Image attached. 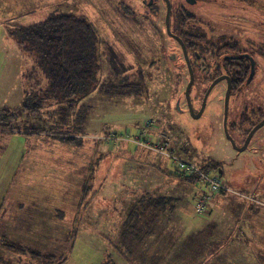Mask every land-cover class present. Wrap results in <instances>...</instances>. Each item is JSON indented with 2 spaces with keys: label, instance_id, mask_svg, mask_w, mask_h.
<instances>
[{
  "label": "rangeland",
  "instance_id": "obj_1",
  "mask_svg": "<svg viewBox=\"0 0 264 264\" xmlns=\"http://www.w3.org/2000/svg\"><path fill=\"white\" fill-rule=\"evenodd\" d=\"M204 1L201 22L216 25L213 41L226 34L227 40L254 48V103L264 109V58L259 52L264 47V0ZM133 7L128 10L122 0H0V128L7 121L10 132L34 138L28 143L25 137L11 140L19 158L10 175L0 174V188H7L0 191V259L11 264H264V163H259L258 150L264 146V125L254 135V149L250 145L238 151L225 132L219 87L199 118L190 114V75L180 46L163 27L156 29L157 21L139 5ZM63 12L85 16L98 29L105 52L99 85L115 75V67L123 70L119 77L145 85L144 93L108 95L98 85L67 123L51 101L38 114L41 123L37 115L22 111L27 75L37 65L10 31ZM203 90L204 85L192 92L196 108ZM247 97L250 103L251 94ZM233 118L230 106L228 121ZM150 119L154 122L146 127ZM34 125L56 132L33 134L29 127ZM79 126L83 135L75 129ZM129 131L143 144L127 140ZM61 135L79 143L65 142ZM115 135L121 139H112ZM168 139L172 146L176 139L178 156L199 168L218 161L229 194H216L206 211L197 212L204 182L175 175L172 160L146 146ZM146 192L168 195L171 201L160 213L155 235L143 233V243L130 244L120 233L135 210L131 204ZM3 239L52 257L36 260L8 250Z\"/></svg>",
  "mask_w": 264,
  "mask_h": 264
},
{
  "label": "trees",
  "instance_id": "obj_2",
  "mask_svg": "<svg viewBox=\"0 0 264 264\" xmlns=\"http://www.w3.org/2000/svg\"><path fill=\"white\" fill-rule=\"evenodd\" d=\"M10 34L26 53L35 57L37 65L27 75L28 87L25 91L21 110L28 112L30 116H38L45 105L51 101L59 105V115L63 122L67 123L68 117L73 114L76 106L80 105L82 99L99 85L98 72L102 70V60L105 52L103 53L100 50L101 37L97 27L85 16L63 12L53 13L46 19L30 25H17L11 29ZM227 48L231 49L233 47L228 45ZM197 49L200 54H203L207 48L197 47ZM259 50L264 58V47ZM114 57L112 56L109 59L111 63H113ZM254 63L256 73L255 57ZM114 69L116 70L115 75H112L111 79H105L99 85V89L103 90L105 94L140 96L144 93L142 88L145 85L130 83L126 78L118 76L123 72L122 69L117 70L115 67ZM195 71L196 77L193 86L201 88L207 78L199 73V69H195ZM260 109L263 108L260 107ZM0 112L4 111L0 110ZM12 117L16 119L17 115L13 114ZM38 119H40V123L43 122L42 118L39 117ZM1 126L6 131L11 129V124L7 121ZM29 129L33 134L56 132L54 128H45L40 125L30 126ZM75 129L81 135L84 134L80 126ZM49 135L58 137L54 134ZM60 139L73 143L80 140L64 135H61ZM219 165L218 161L210 160L206 165L201 166V169L205 172L215 170L216 173L223 176V172L219 170ZM174 173L189 182L198 181L197 177L202 180L199 174L188 176L180 173L177 168H175ZM85 188L84 192L87 194L90 186L86 185ZM229 192L230 190H224L218 195L221 196L222 193L228 195ZM170 201L171 197L168 195L142 193L138 200L131 204V207H134L135 210L133 209L124 220V229L120 233L122 238L128 239L130 241L128 243L133 244L134 240H137V243H143L144 236L153 237L155 235V224L159 221L160 213H165V206ZM148 213H150V219L146 218ZM143 233H145L144 236ZM3 240L6 249L28 253L33 259L38 260L42 257L50 259L52 257L44 255L32 247L18 246L7 239ZM129 251L133 252L132 250ZM0 260H2V264H11L7 259L1 258ZM58 264H62V261Z\"/></svg>",
  "mask_w": 264,
  "mask_h": 264
},
{
  "label": "flooded vegetation",
  "instance_id": "obj_3",
  "mask_svg": "<svg viewBox=\"0 0 264 264\" xmlns=\"http://www.w3.org/2000/svg\"><path fill=\"white\" fill-rule=\"evenodd\" d=\"M168 1L171 4L170 28L172 34H169L167 31L166 17ZM204 2V0H122V5L132 12L134 11L133 6L135 4L139 5L140 7L138 8L145 15H149L157 21L159 25H155L156 29L160 30L162 27L165 29L167 35L180 46L182 51L180 57L185 61L187 71L190 75L189 65L182 48L183 41L187 48L189 61L194 70L195 77V69H199V73L207 78V81L204 83L203 97L198 102L199 107L197 108L195 106L197 105L196 99L192 96L194 90L193 82L190 90V98L194 114L190 111L189 100L186 97V105L189 113L194 117L199 114L206 92L214 81L219 80L213 86L209 96L217 87H219L223 94L222 104L225 132L228 131L238 151L243 152L250 148V145L254 149V135L264 125L258 127L254 132V128L264 119V109L261 110L259 104L254 103L253 96L255 74L254 48L250 50L243 48L241 42L234 41L233 39L227 40L226 34L222 35L218 40H215L216 42L213 41L211 38H213L212 36L216 32V25L201 22V15L204 16L205 12L201 5ZM228 45H231L233 48L228 49ZM197 47H206L207 49L205 53L200 54ZM220 84L222 85L219 86ZM229 86V100L228 107H226V95ZM249 93L251 94L250 98L252 100L250 103L247 101ZM230 106L234 114L231 122L228 121ZM175 107L177 110L176 105ZM252 131L253 133L249 137ZM229 140L232 143L230 138ZM242 147L244 149L240 150L239 148ZM258 150L262 154L259 160V163L262 164L264 163V146H259Z\"/></svg>",
  "mask_w": 264,
  "mask_h": 264
},
{
  "label": "built area",
  "instance_id": "obj_4",
  "mask_svg": "<svg viewBox=\"0 0 264 264\" xmlns=\"http://www.w3.org/2000/svg\"><path fill=\"white\" fill-rule=\"evenodd\" d=\"M152 122H154V120L152 119L148 120L145 123V126L146 127L152 126ZM130 133L131 132L129 131V135L126 138L127 140H130L137 144H143L140 139H135V137L133 136L132 138ZM143 133H146V131ZM116 136L117 135H115V137L113 136L112 139L114 140L121 139V137H118V136L116 137ZM164 136L167 137L166 134H162V137ZM170 141L171 140L168 139L166 140L165 143L162 142V144H159L156 147L150 146L146 142V146L153 149L154 151H157L169 157L172 160L175 168H177V170L180 173L188 175V176L192 174H199L201 176L202 178L201 181H203L204 183H203L202 193L201 195L198 196L196 210L197 212L203 213L204 211H206L207 206L210 205L211 200L216 194H219L224 190H228L229 188L224 182L223 176L221 174L214 173L213 175H211L209 172L203 171L201 168L193 164L191 161L178 156V154L176 153V149H175L177 145L176 139L174 140L175 141L174 146L171 145Z\"/></svg>",
  "mask_w": 264,
  "mask_h": 264
},
{
  "label": "crops",
  "instance_id": "obj_5",
  "mask_svg": "<svg viewBox=\"0 0 264 264\" xmlns=\"http://www.w3.org/2000/svg\"><path fill=\"white\" fill-rule=\"evenodd\" d=\"M22 137H25L26 139H28L27 143L34 141V138L33 137L29 138V135H25L22 133H14V132H10L9 130L6 131L0 128V174L1 175L11 174L10 169L14 167L13 164L19 158L18 155L20 154L16 147V143L14 141L12 142L11 140L17 139L15 141H18L19 139H23ZM95 170H96V167H95ZM3 189H7V188L6 187L2 189L0 188V191H3ZM0 198H1V195H0ZM2 202H3V199L0 201V203Z\"/></svg>",
  "mask_w": 264,
  "mask_h": 264
},
{
  "label": "water",
  "instance_id": "obj_6",
  "mask_svg": "<svg viewBox=\"0 0 264 264\" xmlns=\"http://www.w3.org/2000/svg\"><path fill=\"white\" fill-rule=\"evenodd\" d=\"M170 11H171V4H170V2L168 1V11H167V17H166L167 31H168L169 34H172V32H171V28H170ZM182 48H183V52H184V55L186 56V60H187V63H188V65H189V69H190V80H189L188 85H187V87H186V97H187L188 100H189L190 111L194 114V110H193L192 103H191V98H190V90H191V86H192V84H193V82H194V79H195V73H194V70H193V68H192V65H191V63H190V61H189L188 51H187V48H186V46H185V44H184L183 41H182ZM254 64H255V63H254ZM254 66H255V65H254ZM218 81H219V80L214 81V82L211 84V86L209 87L208 91H207L206 94H205V97H204V100H203V104H202L201 110H200L199 114L195 115L196 117H199V116L203 113V111H204V109H205V107H206V104H207V100H208L209 94H210V92H211L213 86H214ZM228 89H229V90L227 91V95H226V104H227L226 107H228V100H229L230 86H229ZM226 119H227V117H226ZM226 119H225V124H226ZM263 124H264V119H263V120H262V121H261V122H260L255 128H254V132H255V130H256L258 127L262 126ZM252 133H253V131L250 133L249 137L252 135ZM226 134H227V136L232 140V144H233V145H236L235 142L233 141L232 137L229 135L228 131H226ZM244 147H245V146H244ZM244 147L239 148V149L242 150V149H244Z\"/></svg>",
  "mask_w": 264,
  "mask_h": 264
}]
</instances>
